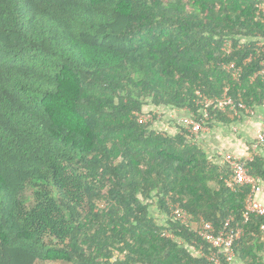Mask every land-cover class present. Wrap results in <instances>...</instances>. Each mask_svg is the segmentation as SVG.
<instances>
[{
  "label": "trees",
  "instance_id": "trees-1",
  "mask_svg": "<svg viewBox=\"0 0 264 264\" xmlns=\"http://www.w3.org/2000/svg\"><path fill=\"white\" fill-rule=\"evenodd\" d=\"M263 2L0 0V264H205L171 208L236 226L251 186L228 189L227 165L164 119L201 121L197 93L227 87L264 103ZM209 113L210 128L235 121ZM248 170L264 181L259 157ZM244 230L236 252L254 262L264 217Z\"/></svg>",
  "mask_w": 264,
  "mask_h": 264
},
{
  "label": "built area",
  "instance_id": "built-area-1",
  "mask_svg": "<svg viewBox=\"0 0 264 264\" xmlns=\"http://www.w3.org/2000/svg\"><path fill=\"white\" fill-rule=\"evenodd\" d=\"M259 13L264 16V2L258 6ZM262 46V45H261ZM227 47L226 52L230 54L232 50ZM260 54V52L258 53ZM260 65L262 70L257 74L264 76V59H261ZM228 72L232 73L233 78L237 81L241 75V69L237 70L234 64L226 67ZM200 95V94H199ZM203 107V118L197 121L195 116H191L184 120L186 128L189 132L188 139L192 140L198 137L202 132L209 129L207 122L211 116L209 110L211 108H218L223 112H229L233 117L239 118L243 113L250 114L252 109L248 107L240 97L231 95L230 88H225L221 98L204 99L201 102ZM264 108V104L262 105ZM140 124L153 123L154 117L152 115L138 116ZM255 148L264 145V116L261 117V127L255 135ZM223 161L231 171L229 178L225 179V185L228 189L235 191L237 188L243 186H251V193L249 194L243 215V221L236 226H232L234 219L227 218L219 229L215 226L200 219L198 222L183 209L178 206L172 207V218L176 223L181 224L191 230L197 237L209 246V253L206 254L200 248V257L203 258L205 264H231L236 258V248L239 242L245 235L244 226L248 224L252 216L264 217V204H262L255 195L259 191L258 178L252 176L248 170V163L253 161V157L241 158L232 154H224ZM166 237L174 238L173 235L166 234Z\"/></svg>",
  "mask_w": 264,
  "mask_h": 264
},
{
  "label": "crops",
  "instance_id": "crops-1",
  "mask_svg": "<svg viewBox=\"0 0 264 264\" xmlns=\"http://www.w3.org/2000/svg\"><path fill=\"white\" fill-rule=\"evenodd\" d=\"M250 114H241L239 118H235L233 124L222 125L213 124L212 127L202 132L195 138L194 142L202 148L208 155L211 162L218 164L220 167L225 166L223 161L224 154H232L241 158L257 156L264 162V145L255 148V135L261 127V117L264 116L263 106H255ZM189 114L175 111L167 115L164 119L167 132H175V128L169 124L175 121L177 125L183 124L185 118ZM259 191L255 197L264 204V181L258 179ZM254 242V241H253ZM264 242V239L260 241ZM262 244V243H261ZM256 259L243 260L240 255H236L235 260L231 264H264V248L259 249L256 253Z\"/></svg>",
  "mask_w": 264,
  "mask_h": 264
},
{
  "label": "clouds",
  "instance_id": "clouds-1",
  "mask_svg": "<svg viewBox=\"0 0 264 264\" xmlns=\"http://www.w3.org/2000/svg\"><path fill=\"white\" fill-rule=\"evenodd\" d=\"M227 47H230V46L228 45ZM227 47H226V48L224 47V49H223V51H224L226 54H227V52H226ZM230 48H231V47H230ZM230 50H232V52H231L230 54H228V55L233 54V49H230ZM226 67H227V66H226ZM230 91H231V90H230ZM223 92H224V91H223ZM199 94H200V95H199ZM197 95L200 97V100H201V101H200V104H201L202 101H204V99H217V98H207L206 96H204L203 94H201V93H199V92L197 93ZM222 95H223V94H222ZM231 95H232V94H231ZM232 96H233V95H232ZM234 97H240V98L244 101V99H243V97L241 96V94H237V96H234ZM219 98H221V97H219ZM244 103L246 104L245 101H244ZM263 104H264V103H263ZM263 104H262V105H263ZM246 105H247V104H246ZM247 106H248V105H247ZM248 107H250V106H248ZM250 108H251L252 110H254V107H250ZM242 114H245V113L242 112ZM192 115H193L192 113H189V116H188L187 118H190ZM152 116H153V115H152ZM193 116H194V115H193ZM160 117H161V116L159 115L158 118H160ZM187 118H185V119H187ZM195 118H196V117H195ZM234 118H235V117H234ZM153 123H154V122H153ZM183 124H184V127H186V124H185L184 122H183ZM186 129H187V128H186ZM166 131H167V130H166ZM194 140H195V139L192 138V140H190V142L195 143ZM200 253H201V252H199V256H200Z\"/></svg>",
  "mask_w": 264,
  "mask_h": 264
}]
</instances>
